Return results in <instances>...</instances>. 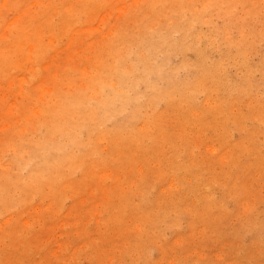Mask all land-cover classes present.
Returning <instances> with one entry per match:
<instances>
[{
    "label": "rangeland",
    "instance_id": "rangeland-1",
    "mask_svg": "<svg viewBox=\"0 0 264 264\" xmlns=\"http://www.w3.org/2000/svg\"><path fill=\"white\" fill-rule=\"evenodd\" d=\"M0 264H264V0H0Z\"/></svg>",
    "mask_w": 264,
    "mask_h": 264
}]
</instances>
